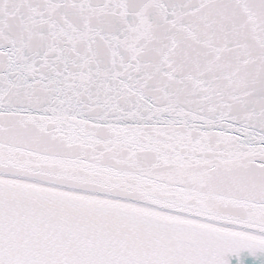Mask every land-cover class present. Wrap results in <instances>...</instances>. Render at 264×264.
Instances as JSON below:
<instances>
[{
	"label": "snow or ice",
	"instance_id": "snow-or-ice-1",
	"mask_svg": "<svg viewBox=\"0 0 264 264\" xmlns=\"http://www.w3.org/2000/svg\"><path fill=\"white\" fill-rule=\"evenodd\" d=\"M0 264H264V0H0Z\"/></svg>",
	"mask_w": 264,
	"mask_h": 264
}]
</instances>
